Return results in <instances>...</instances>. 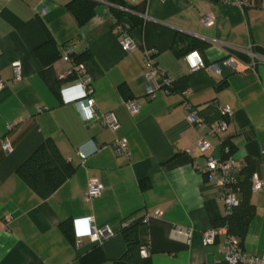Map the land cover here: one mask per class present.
<instances>
[{
  "label": "crops",
  "instance_id": "1",
  "mask_svg": "<svg viewBox=\"0 0 264 264\" xmlns=\"http://www.w3.org/2000/svg\"><path fill=\"white\" fill-rule=\"evenodd\" d=\"M71 1L0 0V80L7 82L0 91V264H116L126 251L122 223L132 215L148 217L139 233L152 264L220 263L219 245L205 247L202 239L226 217L227 207L223 190L205 172L207 158L198 141L206 138L218 156L228 140L235 148L232 158L252 162L264 180V0H240L242 6L139 0L133 4H145L147 19L137 28L127 17L120 22L102 3L79 27L66 8ZM207 14L215 17L210 27L200 22ZM122 29L140 45L137 51L122 49ZM73 43L77 54L91 52L83 64L93 98L98 112L117 116L115 133L81 120L70 101L79 95L78 78L64 81L60 97L43 78L48 68L58 78L69 69L59 56ZM145 48L156 51L158 68L173 79L170 90H158L154 99L145 96ZM191 52L215 68L192 73L184 59ZM229 55L237 58V70L222 65ZM17 61L22 79L14 82ZM126 100L139 102L137 115L131 116ZM187 106L206 118L208 128L188 121ZM219 106L230 107L232 115L227 130L215 138L209 127L222 120ZM116 137L128 141L130 158L111 148ZM5 138L14 147L10 154L1 145ZM46 139L77 171L43 199L17 171ZM83 146L89 153L85 160L78 155ZM94 146L100 150L92 153ZM240 173L233 172L237 181ZM92 179L105 189L86 202L83 194ZM145 179L150 186L143 189ZM252 203L256 216L243 249L258 255L264 248V189L253 193ZM157 211L163 216H155ZM87 218H93V228H108L113 236L94 242ZM66 221L72 223L74 242L61 229ZM180 228L193 229L190 244Z\"/></svg>",
  "mask_w": 264,
  "mask_h": 264
},
{
  "label": "built area",
  "instance_id": "2",
  "mask_svg": "<svg viewBox=\"0 0 264 264\" xmlns=\"http://www.w3.org/2000/svg\"><path fill=\"white\" fill-rule=\"evenodd\" d=\"M10 1V0H6ZM132 3H137L139 0H130ZM226 4H234L236 6H242L243 2L240 0H220ZM1 14V11H0ZM142 17L146 20L147 13L145 12ZM200 22L205 27H210L215 22V17L212 14H207L200 19ZM121 46L125 52H135L140 48V45L130 36L128 31L121 30ZM144 90L145 96L149 99H154L156 93L160 89H169L173 85V79L163 70L159 69L155 62L156 51L151 48L144 49ZM77 53V46L68 44L62 48L61 60L65 64H69V69L62 73L59 78L61 80H68L72 76H76L80 82L78 83L79 95L75 96L72 100L80 114L81 120L84 123L98 122L104 129L115 133L120 123L114 112H98L96 102L93 98L92 78L87 74L84 64H76L73 60V56ZM1 55V49H0ZM185 61L189 65L190 71L196 72L200 69H214L212 65H207L202 56L198 52H191L184 56ZM222 65L230 68L231 70H237L238 61L233 55L227 56L222 62ZM12 69L14 71V82H19L22 79V66L20 62H13ZM7 86V82L0 80V91ZM127 110L131 116H135L140 111V104L137 100H126L124 102ZM187 109L191 110L189 106ZM219 112L221 113L222 120L218 125H212L209 127V134L213 137L219 138L228 128V121L232 115V111L228 106H219ZM188 121L197 126L198 128H208L206 118L198 111L191 110L188 114ZM15 124L9 126V131H13ZM3 150L10 154L13 152V144L9 138H5L1 142ZM198 147L202 155L206 156L207 164L205 172L215 180L218 187L223 190L222 200L227 207V215L231 213L233 208L239 205L240 200L237 194L233 193L230 186L236 183V178L233 172L240 171L245 167L244 162L235 161L232 157L226 158L225 155L229 154V147H223L221 145V154L216 155L211 143L202 138L198 141ZM111 148L114 149L118 156H126L130 158L129 143L126 139L115 138L111 144ZM100 150L99 147L94 146L91 152ZM78 155L82 160H85L89 153L84 150V146L78 150ZM252 192L258 193L264 189V180L259 177L258 174H254L252 179ZM104 185L96 180L92 179L88 184L87 191L83 194V200L91 202L92 200L100 197L104 191ZM155 216L162 217L161 211L155 212ZM89 226V234L94 242H102L108 240L113 236L110 229L105 228L102 230H96L92 226L93 218L86 219ZM148 221V217L145 218V222ZM129 223H124L123 227H126ZM179 234H182L188 244L191 243L193 236L192 228H180ZM223 239H220L222 238ZM205 247L219 245V251L223 255L224 260L228 264H264V248L258 255H248L241 246L240 239L234 235H231L226 226L212 227L203 233L202 239ZM142 258L150 256V249L147 245H143L140 250Z\"/></svg>",
  "mask_w": 264,
  "mask_h": 264
},
{
  "label": "trees",
  "instance_id": "3",
  "mask_svg": "<svg viewBox=\"0 0 264 264\" xmlns=\"http://www.w3.org/2000/svg\"><path fill=\"white\" fill-rule=\"evenodd\" d=\"M104 4L121 22L123 18H128L133 28L142 27L145 20L142 15L145 11V4H133L127 0H72L67 6L68 12L75 18L79 27L86 24L96 14V9ZM186 55V54H185ZM62 56V51L60 58ZM91 57V52L75 54L73 60L76 64H82ZM242 57V56H239ZM47 85L51 91L61 96V86L65 80L58 78L54 69L48 68L43 73ZM77 78L70 77L68 80ZM220 88V87H219ZM229 147L230 152L225 157H232L235 151L234 146L226 140L223 147ZM77 169L70 164L60 153L57 145L52 139H46L18 168V176L41 198L46 199L57 191L66 181L76 173ZM255 168L252 162H247L241 169L240 180L230 186L233 193L237 194L240 203L233 208L229 215L215 223V227L226 226L231 235L240 239L243 247L244 240L248 233L250 224L256 216V207L252 203V182ZM140 186L146 189L150 186L149 180H141ZM124 223H129L123 227ZM146 224L145 218H136L134 215L124 219L122 223V238L126 251L124 255L116 261V264H152L151 255L142 258L140 250L144 244L140 241V229ZM61 229L66 237L74 242L72 223L69 221L61 224ZM218 264H228L225 260Z\"/></svg>",
  "mask_w": 264,
  "mask_h": 264
}]
</instances>
